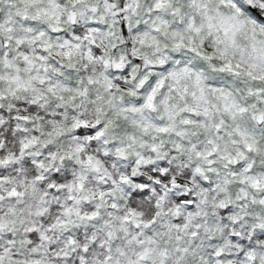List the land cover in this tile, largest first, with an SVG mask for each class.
Segmentation results:
<instances>
[{"label": "snow or ice", "instance_id": "1", "mask_svg": "<svg viewBox=\"0 0 264 264\" xmlns=\"http://www.w3.org/2000/svg\"><path fill=\"white\" fill-rule=\"evenodd\" d=\"M0 264H264V0H0Z\"/></svg>", "mask_w": 264, "mask_h": 264}]
</instances>
